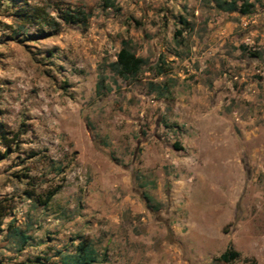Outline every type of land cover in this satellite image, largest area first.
Wrapping results in <instances>:
<instances>
[{
    "label": "rangeland",
    "instance_id": "374dc122",
    "mask_svg": "<svg viewBox=\"0 0 264 264\" xmlns=\"http://www.w3.org/2000/svg\"><path fill=\"white\" fill-rule=\"evenodd\" d=\"M243 1L0 0V264L80 241L91 264H264V0Z\"/></svg>",
    "mask_w": 264,
    "mask_h": 264
},
{
    "label": "trees",
    "instance_id": "16d2710c",
    "mask_svg": "<svg viewBox=\"0 0 264 264\" xmlns=\"http://www.w3.org/2000/svg\"><path fill=\"white\" fill-rule=\"evenodd\" d=\"M106 5H109V2H105ZM226 4V2H224ZM221 8V4L219 3ZM251 4L248 0H244L241 4V12L247 13L250 10ZM234 8V3H229L225 10H232ZM83 12L76 10L66 9L61 13L59 19L64 23H77L82 19L81 16ZM15 16L22 24H34L39 27V38L48 37L49 32H45L43 27H49L53 24V18L45 7L42 6H29L28 4L20 5L15 12ZM116 59L109 64L111 71L116 74L118 77L124 80L135 79L138 73L141 70L143 65L142 58L136 56L132 53L126 46H121V48L116 53ZM103 87V78L99 77L98 82L96 83V91L100 93L101 88ZM5 139V138H2ZM8 150V148H7ZM53 192H49L47 199H50L53 195ZM6 214L2 211L0 205V225L3 218ZM94 250L86 241H80L77 246V253L69 256L63 260L64 264H91L94 262ZM238 257V253L230 248L225 250L220 256L219 259L223 262H228L232 259Z\"/></svg>",
    "mask_w": 264,
    "mask_h": 264
}]
</instances>
